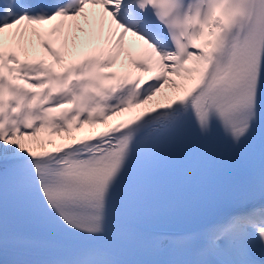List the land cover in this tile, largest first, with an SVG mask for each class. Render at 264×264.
Instances as JSON below:
<instances>
[{
    "label": "snow or ice",
    "instance_id": "obj_1",
    "mask_svg": "<svg viewBox=\"0 0 264 264\" xmlns=\"http://www.w3.org/2000/svg\"><path fill=\"white\" fill-rule=\"evenodd\" d=\"M0 264H264V0H0Z\"/></svg>",
    "mask_w": 264,
    "mask_h": 264
}]
</instances>
